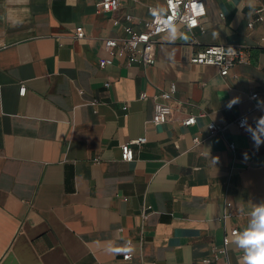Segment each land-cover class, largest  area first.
<instances>
[{
	"label": "crops",
	"instance_id": "0c3cea01",
	"mask_svg": "<svg viewBox=\"0 0 264 264\" xmlns=\"http://www.w3.org/2000/svg\"><path fill=\"white\" fill-rule=\"evenodd\" d=\"M202 1L201 29L181 25L189 39L174 43L161 35L154 64L100 69L113 18H148L146 5L163 0H120L112 13L97 12L98 0H0V264L221 262L212 245L264 202V143L234 123L264 116V26H247L264 0ZM211 44L245 46L250 61L225 77L189 61ZM170 83L183 105L154 124L153 96ZM188 114L195 124L182 125ZM211 121L226 127L209 135ZM142 137L122 160L121 144ZM233 239L226 260L239 264ZM128 241V259L106 251Z\"/></svg>",
	"mask_w": 264,
	"mask_h": 264
},
{
	"label": "built area",
	"instance_id": "2783aa9c",
	"mask_svg": "<svg viewBox=\"0 0 264 264\" xmlns=\"http://www.w3.org/2000/svg\"><path fill=\"white\" fill-rule=\"evenodd\" d=\"M164 1V6L167 7V0ZM199 3H204L202 0H198ZM188 0H182L179 4L178 12L183 15L187 12L185 5ZM155 6L146 5V10L150 14V9ZM120 8V0H98L96 3L97 12L112 13ZM172 14L171 10L168 13ZM191 16L197 21V25L194 28H199L202 18L206 14L205 6L203 12H192ZM255 23H259L264 26V8H257L255 10V17L249 20L247 26L251 28ZM112 24L116 26L115 36H107L102 39V44L107 50V56L98 59L97 65L100 69H104L111 66L116 62V60L123 59V63L127 66L132 64H138L142 67L149 66L155 63V50L158 42V38L165 32L159 31L158 24L155 18L150 14L148 18H140L132 13H126L122 20L113 18ZM184 28L189 30L186 25H182ZM191 29V30H192ZM74 37L77 40H84L85 35L81 26H76L74 28ZM0 42H2L0 38ZM3 43V42H2ZM5 46V44L3 43ZM0 46V48L4 47ZM249 50L245 46L241 45H220L211 44L203 47L202 49L191 54L189 61L195 64L201 65H212L218 69L219 75L225 77L229 74L230 69L239 63H247L250 61ZM110 82L107 80L104 86H109ZM175 84L170 83L169 87L165 90H160L158 93L154 94V108H153V118L152 122L154 124L166 123L172 119V114L176 110H179L183 105L181 101L174 98ZM25 93V86L20 85L19 94L23 95ZM141 99L146 98L145 93L139 95ZM250 99H255L257 93H251L249 95ZM127 110L126 104L122 106V111ZM196 116L194 114H188L186 117L180 120V123L185 126H190L195 124ZM235 125L239 129L246 128L248 126L245 116H240L234 120ZM208 134H213L215 132H221L225 129V125L215 124L214 122L207 123ZM256 127L252 126L254 129ZM145 142V138H137L130 140L129 142L123 143L120 146L121 149V159L125 161H131L134 158V151L132 148L133 144H141ZM193 142L197 144L200 142L198 137L193 138ZM229 150L233 152L234 145L229 143ZM238 233L237 228L230 230L228 234H224L220 245H212L210 250V255L212 258L221 261L219 264H229L226 260L227 244L229 242V236H234ZM130 257L129 253L123 255L124 259ZM209 258L203 260L204 264H209Z\"/></svg>",
	"mask_w": 264,
	"mask_h": 264
},
{
	"label": "clouds",
	"instance_id": "9594fccd",
	"mask_svg": "<svg viewBox=\"0 0 264 264\" xmlns=\"http://www.w3.org/2000/svg\"><path fill=\"white\" fill-rule=\"evenodd\" d=\"M182 0H167V7L157 5L150 9V14L155 18L159 31L165 32L170 42H175L177 39L187 41L189 37L180 31L181 25H186L189 30L197 25V21L191 16L192 12H203V4L198 0H188L185 5L187 12L183 15L177 11ZM249 7H254V3L250 2ZM171 10L172 14L169 15ZM0 46H4L0 42ZM240 102L239 97H235L228 101L227 107L230 109ZM257 107L264 109V101H258ZM246 131L251 133V138L258 148L261 143H264V116L256 121V127L253 129L250 125L246 127ZM235 246L242 250L243 255L239 258V264H264V202L256 204L248 212L247 226L240 232L234 235L232 241ZM134 246L131 241H128L125 246H109L106 251L109 254L132 253ZM128 258V257H126Z\"/></svg>",
	"mask_w": 264,
	"mask_h": 264
}]
</instances>
